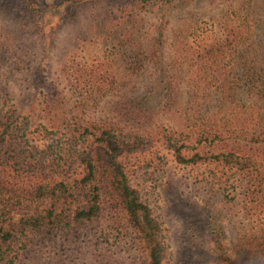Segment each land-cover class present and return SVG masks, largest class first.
<instances>
[{
	"label": "trees",
	"instance_id": "16d2710c",
	"mask_svg": "<svg viewBox=\"0 0 264 264\" xmlns=\"http://www.w3.org/2000/svg\"><path fill=\"white\" fill-rule=\"evenodd\" d=\"M2 1L0 18L8 29L0 26L1 72L2 61L27 56L14 45L28 31L9 12L15 11L14 1L25 6L16 11L27 12L25 17L36 13L37 4ZM107 1L114 12L107 13L111 21L105 25L134 49L140 64V33L148 23L143 8L162 10L164 20L172 10L206 0ZM91 2L54 5L79 9ZM232 4L217 23L212 17L205 24L198 13L181 16L176 52L167 65L157 52L164 49L169 23L157 27L147 62L155 61L159 72L149 91L160 101L127 96L126 85L112 75L110 80L106 66L101 74L75 59L49 78L46 68L29 66L20 98L0 81V264H22L47 252L61 264H119L105 255L121 252V243L135 253L136 248L139 264H163L159 227L120 161L152 137L181 165H216L238 177L241 224L250 227L238 245L239 262L264 264V53L253 48L249 14ZM87 39L80 34L75 45ZM108 95L103 115L85 120L88 108L100 107ZM47 201L49 209H42Z\"/></svg>",
	"mask_w": 264,
	"mask_h": 264
},
{
	"label": "rangeland",
	"instance_id": "374dc122",
	"mask_svg": "<svg viewBox=\"0 0 264 264\" xmlns=\"http://www.w3.org/2000/svg\"><path fill=\"white\" fill-rule=\"evenodd\" d=\"M6 1L9 2H2ZM234 1L206 0L182 10H172L164 20L162 10L143 8L140 13L148 23L140 33L143 51L140 64L134 62V49L121 42L123 38L115 34L111 25H105L111 21V15L107 13L114 12L107 0H95L79 9L70 5L55 8V0H37V4L32 5L36 12L32 17H25V11L16 12L25 6L14 1L12 8L15 11H9L14 15V22L23 23L28 28L23 37L14 40V45L25 48L27 56L23 53L14 60L2 61L0 81L10 84V90L15 89L20 98L23 95L19 86L28 85L29 66L46 68L45 76L49 78L54 71L61 73L63 65L69 67L75 59L87 69H96L101 74H104L101 66H106L110 80L112 75L117 84L126 85L127 96L136 95L139 99L153 97L160 101L162 97L149 91L151 86L157 85L159 72L154 68L155 61L147 62L155 49L154 41L158 39L157 27L169 23L161 39L165 41L164 49L157 52L164 59L161 64L167 65L176 52L178 19L181 16L188 12L198 13L204 17L202 21L205 24H211L212 17V22L217 23L224 9ZM232 5L242 14H249L254 26L253 48L264 53V0H236ZM0 26L3 30L8 29L2 17ZM80 34L90 39L77 46L75 40ZM34 95L40 99L37 93ZM109 96L102 99L100 107L88 108L85 120L100 118L103 109L109 105ZM153 138L145 147L121 157L120 161L130 184L147 203L159 227V238L165 249L163 264H222L227 259L240 264L238 245L250 227L243 229L241 224L238 177L216 165H181L176 162L174 152ZM189 153L187 151L184 155ZM50 204L47 201L42 209H49ZM131 247L121 243V252L105 257L119 264H139L140 254L136 248V253L131 251ZM33 261L35 264L62 263L56 262L53 253L47 252L22 264H33Z\"/></svg>",
	"mask_w": 264,
	"mask_h": 264
}]
</instances>
